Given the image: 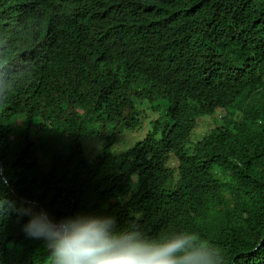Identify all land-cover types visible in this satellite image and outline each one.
Returning <instances> with one entry per match:
<instances>
[{"label":"trees","instance_id":"trees-1","mask_svg":"<svg viewBox=\"0 0 264 264\" xmlns=\"http://www.w3.org/2000/svg\"><path fill=\"white\" fill-rule=\"evenodd\" d=\"M0 95V264H48L29 205L264 264V0H0ZM154 101L164 125L113 154Z\"/></svg>","mask_w":264,"mask_h":264},{"label":"clouds","instance_id":"clouds-1","mask_svg":"<svg viewBox=\"0 0 264 264\" xmlns=\"http://www.w3.org/2000/svg\"><path fill=\"white\" fill-rule=\"evenodd\" d=\"M23 214L29 218L22 230L45 243L48 264H224L222 254L193 232L149 238L135 222L121 227L111 215L57 220L32 205Z\"/></svg>","mask_w":264,"mask_h":264},{"label":"rangeland","instance_id":"rangeland-1","mask_svg":"<svg viewBox=\"0 0 264 264\" xmlns=\"http://www.w3.org/2000/svg\"><path fill=\"white\" fill-rule=\"evenodd\" d=\"M146 107H138L140 114H142V125L140 129L135 132H129L127 130H122L115 146L112 149L113 154L120 155L125 153L128 149L132 148L137 142L141 141L150 131L151 124L153 122H160L162 126L166 122V102L164 101H154L153 103L146 104ZM222 111H217L214 118H204L199 120L197 127L192 136V140L195 141L199 139L200 135L205 131H209L215 128L216 125L221 122L220 119L223 117ZM83 152L85 157L88 159H94L101 153L103 146V141L98 138H86L83 140ZM39 158L41 163L46 167L50 162V156L45 150L39 153Z\"/></svg>","mask_w":264,"mask_h":264},{"label":"water","instance_id":"water-1","mask_svg":"<svg viewBox=\"0 0 264 264\" xmlns=\"http://www.w3.org/2000/svg\"><path fill=\"white\" fill-rule=\"evenodd\" d=\"M4 179V178H3ZM5 181V180H4Z\"/></svg>","mask_w":264,"mask_h":264}]
</instances>
